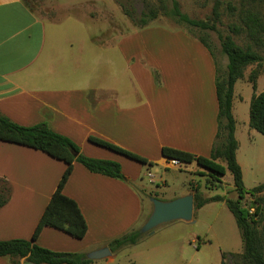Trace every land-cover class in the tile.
I'll return each instance as SVG.
<instances>
[{
    "label": "crops",
    "instance_id": "1",
    "mask_svg": "<svg viewBox=\"0 0 264 264\" xmlns=\"http://www.w3.org/2000/svg\"><path fill=\"white\" fill-rule=\"evenodd\" d=\"M48 20L27 0H0L1 114L26 126L47 123L77 143L84 154L119 162L135 185L146 165L92 142L90 136L116 143L168 168H173L169 166L173 160L162 155L163 146L211 155V142L218 131L217 66L214 56L199 40L181 31L168 35L161 28L147 27L101 46L103 51L98 54L93 49L95 59H91L88 53L92 46L85 36L76 33L64 40L61 34L52 41ZM153 33L161 39L164 34V39H180L179 43L187 44L183 48L190 49L192 55L189 67L199 70L195 88L187 90L182 85L177 94L160 100L175 76L163 51L172 52L178 47L161 45V41L149 42L153 47L139 45L143 42L139 41L141 36ZM113 49L119 51L130 72V94L126 87L112 82L111 70L108 75L95 72L111 68L114 61L106 53ZM96 59L98 66L91 68ZM152 68L162 75L160 87L153 79ZM206 81L209 89L203 86ZM209 102H213L212 107ZM66 167L64 161L44 151L0 140V178L12 188L10 200L0 208V240L32 238ZM148 175L154 183L150 170ZM135 185L91 172L75 162L63 191L79 204L88 223L87 234L76 238L46 226L36 243L55 251L87 254L108 246L142 218L144 200ZM117 253L108 257L113 259ZM0 264L14 263L7 255L0 256ZM20 264L35 263L23 258Z\"/></svg>",
    "mask_w": 264,
    "mask_h": 264
},
{
    "label": "rangeland",
    "instance_id": "2",
    "mask_svg": "<svg viewBox=\"0 0 264 264\" xmlns=\"http://www.w3.org/2000/svg\"><path fill=\"white\" fill-rule=\"evenodd\" d=\"M179 1L182 11L189 14L191 18L206 20L212 15L216 0ZM27 2L37 13L49 19L47 24L50 36L53 38L52 41H56L57 35L61 36V34H63L64 40L76 33L85 36L92 46L90 53H88L92 56L91 59H95L93 49L97 52L95 54H98L103 51L101 46L115 43L124 35L147 27H158L164 32L167 31L165 33L168 35L171 32L181 31L192 39L205 36L212 44L221 70L225 72L227 69L228 57L222 52L218 32L192 28L167 16H159L155 20H151L146 27H140L134 22L125 13L122 4L132 11L138 19L141 12L146 8L145 0H27ZM229 2L240 8L241 0H224L222 22L218 24V28L224 35L232 34L238 44L247 46L249 39L246 33L233 34L229 28L230 23L241 22L238 13L235 16L229 14L227 8ZM258 11L264 21V5L259 6ZM146 35L149 37L141 36L139 41L143 42L140 41L141 44L139 45L145 44V46L153 47V45H149V42L153 44L161 41L159 42L161 45L168 46L169 44L171 47H178L172 52L169 50L163 51V55L165 54V57L167 56L170 59L172 73L175 76L171 81L173 82L172 85H169L168 90L161 94L160 100L165 101L169 96L177 94L182 85H185L187 90L195 88L193 84L199 78L197 73L199 70H193L189 67V58L192 55L190 49L183 48L187 44L179 43L180 39H164L167 38L164 34L161 35L162 39L156 33ZM58 43L63 44L61 39ZM254 48L264 56V47L255 46ZM106 54L107 58L110 56L114 62L110 65V69H108V66L107 70L96 69V74H107L111 70L113 72L112 82L114 84L117 82L118 87H126L127 93L130 94L131 87L128 80L131 76L128 69H126L122 56L115 49L111 53L108 51ZM175 58L177 60L174 61ZM98 64L97 59L92 61L91 68L98 66ZM256 67L257 65L254 64L246 68L244 78L238 80L235 85L234 96L236 137L239 141L237 159L241 163L244 183L247 188L264 183V134L250 126V105L255 90L249 80V75ZM260 70L262 72L257 81V93L264 91V61ZM155 71L159 72L161 83H158ZM152 74L156 85L160 87L163 84L160 71L152 68ZM143 75L148 76L147 74ZM109 79H111L110 76ZM123 80L126 81L122 82ZM207 83L206 81L203 86L209 89ZM195 84L198 85V83ZM212 104L213 102H209L210 107H212ZM217 111H219L218 108ZM209 113L213 114L210 108ZM215 141L216 136L211 142V153ZM170 163L169 166L173 168H168V165H165L166 167L155 165L151 168L144 166L140 174V181L136 185L132 180L128 182L130 185L136 186L144 200L142 218L128 231L142 228L153 209L150 198L154 197L156 193L160 199L171 200L185 195L187 190H190L189 193H195L192 190V185H194L204 197L222 195L226 199L238 198V192L230 172L217 180L209 170L200 167L196 163L191 165L179 164V162L175 163L174 161ZM149 170L154 175V183L150 181ZM2 185H8L5 179L0 180V186ZM262 194L264 195V192ZM253 202L254 196L251 194H247L242 200L244 206H250ZM194 219L193 222L175 220L160 225L153 233H143L138 243L120 249L113 259L110 257L99 258L95 259L92 264H233L232 253H241L244 244L241 230L225 200L206 203L195 210ZM259 227L264 228V217ZM223 254H225V258H223Z\"/></svg>",
    "mask_w": 264,
    "mask_h": 264
},
{
    "label": "trees",
    "instance_id": "3",
    "mask_svg": "<svg viewBox=\"0 0 264 264\" xmlns=\"http://www.w3.org/2000/svg\"><path fill=\"white\" fill-rule=\"evenodd\" d=\"M146 8L140 18L122 4L125 13L140 27H146L151 20L159 16H167L180 24L201 30H213L219 33L222 52L227 55L228 63L225 72L221 70L212 44L205 36L194 37L199 40L216 59V94L219 104L218 132L210 156L191 153L178 148L163 146L162 155L169 160H177L179 164L197 163L200 167L209 170L217 180L228 172L232 174L237 199L224 198L222 195L204 197L201 191L192 185L195 191V210L208 202L225 200L233 213L241 230L244 248L241 253H232L233 264H264V228L259 225L264 217V183L247 188L244 183L243 169L237 159L239 141L236 137V119L233 113L235 85L244 78L245 70L249 65L256 64L249 80L254 87V95L250 105V126L264 134V91L257 93V81L262 72L264 56L254 47H264V21L258 7L264 5V0H241L240 8L232 2L227 3L229 14L238 13L240 23L232 22L229 28L233 34L246 33L249 43L242 46L236 42L232 34L224 35L218 28L222 22L224 0H216L212 15L208 19H194L181 9L179 0H145ZM158 83H161L160 74L155 71ZM0 140L29 146L44 151L54 158L67 164L65 172L53 193L31 239L0 240V256H10L14 264H20L25 258L35 264H91L93 259L85 252L55 251L36 243L42 229L46 226L65 231L76 238H83L88 231V223L77 201L64 193L75 162L82 163L88 170L113 178L129 182L124 174L122 165L114 160L90 157L81 151L80 146L69 137L54 131L47 123H38L32 126L21 125L8 116L0 113ZM90 140L100 146L121 153L137 160L146 166L156 163L116 143L100 137L90 136ZM3 178H0L2 180ZM6 181V180H5ZM211 181V180H210ZM8 183V182H7ZM11 185L0 186V208L11 198ZM247 194L254 196L250 206H244L242 200ZM154 197H159L154 194ZM252 209H254L252 211ZM141 229H132L108 243L112 252L134 245L142 238ZM225 258V254H223ZM224 264V263H223Z\"/></svg>",
    "mask_w": 264,
    "mask_h": 264
},
{
    "label": "water",
    "instance_id": "4",
    "mask_svg": "<svg viewBox=\"0 0 264 264\" xmlns=\"http://www.w3.org/2000/svg\"><path fill=\"white\" fill-rule=\"evenodd\" d=\"M150 200L153 203V209L141 228L143 233H153L157 227L171 221L183 220L193 222L195 220L194 193H187L171 200H163L158 197H151ZM111 254L110 247L104 246L89 252L87 257L99 259L108 257Z\"/></svg>",
    "mask_w": 264,
    "mask_h": 264
},
{
    "label": "built area",
    "instance_id": "5",
    "mask_svg": "<svg viewBox=\"0 0 264 264\" xmlns=\"http://www.w3.org/2000/svg\"><path fill=\"white\" fill-rule=\"evenodd\" d=\"M175 163H178V161L177 160H173Z\"/></svg>",
    "mask_w": 264,
    "mask_h": 264
}]
</instances>
